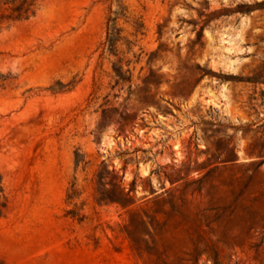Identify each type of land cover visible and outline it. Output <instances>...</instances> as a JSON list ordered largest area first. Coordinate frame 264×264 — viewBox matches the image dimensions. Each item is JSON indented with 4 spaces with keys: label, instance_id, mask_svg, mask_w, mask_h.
<instances>
[{
    "label": "rangeland",
    "instance_id": "obj_1",
    "mask_svg": "<svg viewBox=\"0 0 264 264\" xmlns=\"http://www.w3.org/2000/svg\"><path fill=\"white\" fill-rule=\"evenodd\" d=\"M0 264H264V0H0Z\"/></svg>",
    "mask_w": 264,
    "mask_h": 264
}]
</instances>
